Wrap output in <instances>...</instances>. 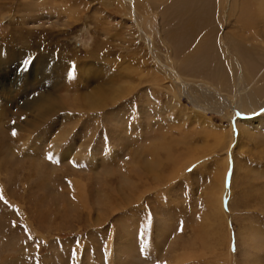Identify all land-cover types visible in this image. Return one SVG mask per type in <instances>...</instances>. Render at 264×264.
Instances as JSON below:
<instances>
[{"label":"rangeland","instance_id":"obj_1","mask_svg":"<svg viewBox=\"0 0 264 264\" xmlns=\"http://www.w3.org/2000/svg\"><path fill=\"white\" fill-rule=\"evenodd\" d=\"M137 1L0 0V264H264V0Z\"/></svg>","mask_w":264,"mask_h":264},{"label":"bare ground","instance_id":"obj_2","mask_svg":"<svg viewBox=\"0 0 264 264\" xmlns=\"http://www.w3.org/2000/svg\"><path fill=\"white\" fill-rule=\"evenodd\" d=\"M123 2H126L127 3V5H128V7L130 8V12H131V15H132V17L134 18V20H135V23L136 24H138V19H142V20H144V18H142L143 16H142V14H141V12H140V7L142 6H139V3H138V1L137 2H135V0H122ZM184 1H187V2H190L191 0H183V2ZM194 1V0H193ZM207 1V0H206ZM221 3H222V0H219ZM258 1V0H257ZM204 2V1H203ZM202 3V2H201ZM209 3H211V1L209 2ZM226 3V2H225ZM257 4V3H256ZM138 5V6H137ZM235 5V4H234ZM204 6H206V8L204 9V10H201V11H199L198 12V19L200 20V22H203V23H207L208 22V20H210V13H212V10H211V8L208 6V5H204ZM186 8H189V10H190V4H188L187 5V7ZM143 9V8H142ZM259 9H260V12H261V10L262 11H264V6H263V3H261L260 4V6H259ZM258 10V9H257ZM187 11H183V15H184V13H186ZM258 12V11H257ZM179 14V13H178ZM179 16V15H178ZM181 17V16H180ZM188 18V17H187ZM192 20V19H191ZM191 20H186L185 21V23H187V28H184L183 30H182V34H183V36L181 37V36H179L180 34H179V31H173V32H171L170 33V37L171 38H177L178 39V36L180 37V38H182V39H184V38H186V35L188 34V35H190V36H193L194 35V33H195V27H196V25L195 24H197V22H195V21H191ZM144 22H142V24H143ZM184 23V24H185ZM141 24V23H140ZM143 25H145V24H143ZM186 26V25H185ZM138 27V29H139V33L141 34V36H142V38L143 39H145L146 40V42H147V45L149 46V49L151 50V52L153 53V46H154V42H153V38L148 34V32L143 28V27H141V25H138L137 26ZM189 37V36H188ZM187 37V38H188ZM205 46V49L204 50H207V46L206 45H204ZM204 46H202L203 48H204ZM179 49V48H178ZM227 49V48H226ZM201 50H202V48H201ZM201 50H200V52H201ZM245 51H247V49L245 48V47H243V46H240L239 47V52H241V54H244V52ZM205 54V53H204ZM203 54V55H204ZM179 56V55H178ZM181 56V55H180ZM237 56V55H236ZM185 58H189V59H191L192 58V55H190L189 53H187V55H185L184 56ZM203 57H206V56H203ZM235 57V56H234ZM233 57V58H234ZM157 59V58H156ZM193 59H195V58H193ZM160 60V59H159ZM204 60H206V59H204ZM181 61H183V63H185L184 62V60L183 59H181ZM162 62V61H161ZM200 62V61H199ZM179 63H180V61H179ZM238 64V63H237ZM166 68H169L168 69V71L169 72H171V74L173 75V77H174V79L175 80H177V81H181V82H185V80L183 79V76H182V74H181V71L180 70H178V68H177V65L175 66V65H170V64H163ZM181 65H183V64H181ZM180 65V66H181ZM199 65V64H198ZM241 65V64H240ZM196 66V65H195ZM238 66H239V64L237 65V68L235 69V67L233 66V65H231V73H232V76H234V80H235V82H236V87H237V90H236V93H237V95L239 96L237 99H236V104L233 106H231V108H234L233 110H239V111H243V109H244V107H246V106H251V107H254V105H255V103L256 102H254V100H253V98L255 97H253V96H251L250 94H248V91H247V89H246V87H245V84H243L245 81H246V75L244 74V72H242V71H245V70H238ZM197 67V66H196ZM195 67V68H196ZM200 67V66H199ZM197 69H199V68H197ZM196 71V70H195ZM188 78V77H187ZM190 78V77H189ZM192 79V78H191ZM180 84L181 83H179V86H180ZM186 84V83H185ZM202 85V84H201ZM206 86V85H205ZM199 91V90H198ZM249 92H250V90H249ZM197 93V92H196ZM253 93V92H252ZM199 96H201V99H195L194 98V101L197 103V104H199V103H203L204 105L202 106V104H200L202 107H205L206 109H207V107H208V109H210V110H212V111H220V109L221 108H216L215 106H211L212 104H211V102H213V98L214 97H212V95L211 94H209V92H207V91H203L202 93L200 92V94H196V97H199ZM226 98V97H225ZM259 99V98H258ZM226 100H227V98H226ZM97 102H99V101H97ZM100 102H102V101H100ZM220 102V101H219ZM229 103V102H228ZM221 104V103H220ZM217 105V104H216ZM223 105V104H222ZM52 109V108H51ZM222 112V111H221ZM227 166H229V165H227ZM228 169V168H227ZM223 190H224V187H222V192H223Z\"/></svg>","mask_w":264,"mask_h":264},{"label":"snow or ice","instance_id":"obj_3","mask_svg":"<svg viewBox=\"0 0 264 264\" xmlns=\"http://www.w3.org/2000/svg\"><path fill=\"white\" fill-rule=\"evenodd\" d=\"M15 135V133H13ZM49 159H51V157H49Z\"/></svg>","mask_w":264,"mask_h":264}]
</instances>
